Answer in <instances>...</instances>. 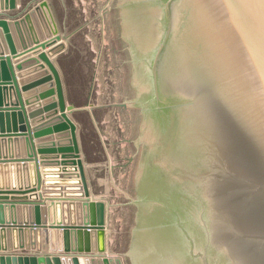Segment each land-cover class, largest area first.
Listing matches in <instances>:
<instances>
[{
	"label": "water",
	"instance_id": "obj_1",
	"mask_svg": "<svg viewBox=\"0 0 264 264\" xmlns=\"http://www.w3.org/2000/svg\"><path fill=\"white\" fill-rule=\"evenodd\" d=\"M26 1L0 0V264H264V0Z\"/></svg>",
	"mask_w": 264,
	"mask_h": 264
},
{
	"label": "trees",
	"instance_id": "obj_2",
	"mask_svg": "<svg viewBox=\"0 0 264 264\" xmlns=\"http://www.w3.org/2000/svg\"><path fill=\"white\" fill-rule=\"evenodd\" d=\"M71 104H73V103H71ZM74 105V104H73ZM79 123V119H77L76 120V123ZM84 132H83V130H81V139H82V141H83V144L85 143V137L82 135ZM82 143V142H81ZM85 160H86V162L88 163V164H90V163H92V161H91V159L88 157V156H85Z\"/></svg>",
	"mask_w": 264,
	"mask_h": 264
},
{
	"label": "crops",
	"instance_id": "obj_3",
	"mask_svg": "<svg viewBox=\"0 0 264 264\" xmlns=\"http://www.w3.org/2000/svg\"><path fill=\"white\" fill-rule=\"evenodd\" d=\"M29 1H31V0H29ZM29 1H28V2H29ZM28 2H25V4H24L23 6H21V4H20V7H19V10H18V11L11 12V13H7V14H9L10 17H14V16H16V14H17L18 12H20V11L22 10V8H24V7L26 6V4H28ZM22 4H23V3H22Z\"/></svg>",
	"mask_w": 264,
	"mask_h": 264
},
{
	"label": "rangeland",
	"instance_id": "obj_4",
	"mask_svg": "<svg viewBox=\"0 0 264 264\" xmlns=\"http://www.w3.org/2000/svg\"><path fill=\"white\" fill-rule=\"evenodd\" d=\"M29 1V0H28ZM28 1H26V2H28ZM48 1V0H47ZM25 4V2L23 3V4H21V6H23ZM62 75H63V73H62ZM63 82H64V77H63ZM65 86V85H64ZM73 118H74V120L76 121L77 119L73 116ZM77 124H78V126L80 125V122L78 123L77 122ZM106 202V201H105ZM107 203V202H106ZM110 256H112V257H118V258H120L121 260H122V257H120V256H114V255H110ZM122 262H123V260H122Z\"/></svg>",
	"mask_w": 264,
	"mask_h": 264
}]
</instances>
